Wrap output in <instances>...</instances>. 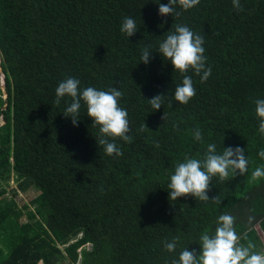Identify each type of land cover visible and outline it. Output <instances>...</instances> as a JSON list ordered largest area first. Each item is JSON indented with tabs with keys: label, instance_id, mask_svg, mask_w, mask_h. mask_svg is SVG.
<instances>
[{
	"label": "trees",
	"instance_id": "1",
	"mask_svg": "<svg viewBox=\"0 0 264 264\" xmlns=\"http://www.w3.org/2000/svg\"><path fill=\"white\" fill-rule=\"evenodd\" d=\"M159 2L168 0H0V264H171L184 248L199 251L201 234H214L224 213L236 217L240 243L261 250L264 178L251 174L264 166L254 104L264 99V0H240L243 11L232 0L177 4L173 17L158 14ZM126 16L138 28L129 38L120 30ZM176 24L204 35L211 75L201 83L189 71L196 95L154 111L146 99L172 96L182 84L159 54ZM147 45L153 56L145 65ZM69 76L81 89L123 92L132 137L114 141L123 155L105 154L83 102L75 127L63 115L70 98L55 104ZM144 122L149 130L141 132ZM197 128L203 142L193 137ZM210 143L218 153L245 149L247 173L213 177L208 195L218 202L169 200L177 163L202 159ZM30 186L38 194L20 209L17 192ZM174 237L169 253L164 244Z\"/></svg>",
	"mask_w": 264,
	"mask_h": 264
},
{
	"label": "clouds",
	"instance_id": "2",
	"mask_svg": "<svg viewBox=\"0 0 264 264\" xmlns=\"http://www.w3.org/2000/svg\"><path fill=\"white\" fill-rule=\"evenodd\" d=\"M200 3V0H168L166 4L158 3V14L161 17L179 16L176 5L184 10H189ZM233 8L243 11L240 0H232ZM160 27H163L161 25ZM121 32L129 37L137 33V22L134 18L126 16L121 24ZM159 44V54L164 60L170 61L174 70H178L183 76L182 84L177 85L174 94H156L146 99L154 111L162 108L167 101L169 105L175 100L181 105H186L196 95V88L192 76L187 75L192 71L200 77V82H206L211 75V67L206 66L205 37L201 33L194 32L184 24H176L174 31L171 29L164 35ZM151 45L142 49L141 63L148 65L153 53ZM55 104L59 105L65 97L70 98V103L64 112L65 118H70L73 126L80 122V109L82 102L86 105L87 116L93 121L92 127H99V145L103 146L105 154L112 156L123 155L121 148L114 142L117 138L126 143H132V137L128 134L130 122L128 112L120 107L123 92L117 87L99 90L95 87L80 88V81L74 77H66L55 89ZM255 113L259 119L258 130L264 135V99H256ZM166 114L162 116L164 121ZM178 129L179 125H175ZM141 132L149 130L144 122L139 129ZM196 141L203 142L200 129L193 131ZM97 142V141H96ZM156 147H159L157 144ZM214 143L207 145V151L202 159L185 157L184 162H178L174 174L170 176L169 200L176 201L180 197L192 196L205 202H218L219 196L210 199L208 192L213 177H219L221 181L237 174L243 176L248 171V158L245 149L223 147L222 153L217 152ZM264 159V149L258 153ZM264 178V166L257 167L251 174L252 180ZM236 217L224 213L218 217L214 234L205 231L200 236V249L189 250L184 248L179 258L172 259L171 264H264V254L255 253L252 249L255 245L249 242L247 246L240 243L241 237L236 231ZM179 237H174L170 242H165L167 252L176 250Z\"/></svg>",
	"mask_w": 264,
	"mask_h": 264
},
{
	"label": "rangeland",
	"instance_id": "3",
	"mask_svg": "<svg viewBox=\"0 0 264 264\" xmlns=\"http://www.w3.org/2000/svg\"><path fill=\"white\" fill-rule=\"evenodd\" d=\"M14 188H16V184L12 181L10 186H6V191L7 192H6L5 196H3V197L9 199L12 196V189H14ZM37 194H38V191L36 189H34L32 186L28 187L26 191L17 192L16 200H17L19 208L22 209V207L24 205L31 206V203L34 200V198L37 196ZM21 220L25 221L26 217L23 216ZM256 225H258V224H256ZM85 247L87 249H90L91 248V244L90 243H86ZM261 252H264V249H262ZM39 264H41V262Z\"/></svg>",
	"mask_w": 264,
	"mask_h": 264
},
{
	"label": "crops",
	"instance_id": "4",
	"mask_svg": "<svg viewBox=\"0 0 264 264\" xmlns=\"http://www.w3.org/2000/svg\"><path fill=\"white\" fill-rule=\"evenodd\" d=\"M258 234L260 235V237L262 238V247H261V250L262 249H264V229H262L261 227H258ZM261 250L260 251H258V253H260V254H264V252H261Z\"/></svg>",
	"mask_w": 264,
	"mask_h": 264
},
{
	"label": "water",
	"instance_id": "5",
	"mask_svg": "<svg viewBox=\"0 0 264 264\" xmlns=\"http://www.w3.org/2000/svg\"><path fill=\"white\" fill-rule=\"evenodd\" d=\"M258 229V228H257ZM41 264H42V262H41Z\"/></svg>",
	"mask_w": 264,
	"mask_h": 264
}]
</instances>
